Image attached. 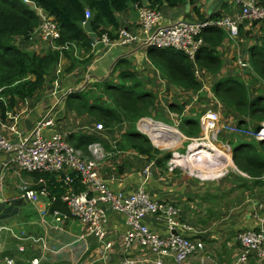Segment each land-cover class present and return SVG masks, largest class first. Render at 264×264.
Returning a JSON list of instances; mask_svg holds the SVG:
<instances>
[{
    "label": "crops",
    "instance_id": "1",
    "mask_svg": "<svg viewBox=\"0 0 264 264\" xmlns=\"http://www.w3.org/2000/svg\"><path fill=\"white\" fill-rule=\"evenodd\" d=\"M192 2H185L175 8L163 6L160 10L161 22L169 23L177 20L193 22L220 16L232 18L239 11L234 0H192ZM118 18L121 26L138 30V19L132 21L128 9L118 14ZM240 28L237 38L231 39L228 32H225L226 36L220 44L211 47L220 61L217 72L212 73L207 68L196 65L200 75L199 77L194 75L201 82L202 87L195 92L168 83L151 61L152 66L148 64V55L151 53L148 52L149 49H142L138 45L106 49L99 45L91 54L87 66H77L68 74L65 73L64 67L67 68L69 62L65 64L63 62L64 66L55 69L53 81L48 83L41 93L37 91L33 98L17 101L13 110L6 114V118L2 119L0 116V134L7 139H16L18 135L15 132L19 135L30 134L39 121L50 115L54 123L43 128L46 138L60 134L70 145L78 149H81L79 145L83 144V142L78 143L79 136H95L92 142H100L105 146L119 143V151L115 157L107 159L100 168L108 187L123 196H128L142 187L151 199L178 208L176 233L189 239H200L204 244V251L191 257L184 264H219L213 262V256H216V244L221 242L225 245L222 253L225 256V263L229 261V264H232L234 255L238 252L237 233L246 228L262 230L264 224V141L231 136L232 139H227L229 151L215 143L225 153L222 163L219 166H216V163L211 165L210 167L215 169L209 172L197 169L195 166L198 162L194 163L192 159V169L197 170L193 174L184 169L185 162L181 157L174 158V155L180 152L175 151L173 156L170 155L163 161L170 152L160 151L168 146H156L150 137L145 135L151 143V148L153 150L156 148L159 152L151 150L150 154H144L132 148L128 138L122 137L126 130L144 135L135 129L139 127L138 123L141 120H144V125L148 121L160 126L163 124L158 120L173 122L171 123L173 126H167L172 128L176 126L173 128L175 131L173 139L174 145L177 146L181 137L178 130H181L183 116L189 114L194 118L193 113L198 119L207 107L215 108L226 122L232 124L241 122L243 125L255 128L259 126L264 118L257 120L247 114L242 115L231 105L228 110L224 103L216 99L211 88L214 80L220 76H228L231 81L245 86L250 101L264 96V68L262 62L257 60L264 57H252L264 48L262 47L264 21L255 24L245 22ZM209 30L210 28L207 29ZM16 44L23 50L40 54L50 49L48 44L40 41L36 35ZM205 46L206 43L203 42L201 49ZM120 60L124 63L116 69ZM238 60L245 61L248 66L239 67ZM97 61H106L110 65L109 69L103 68L102 74H95ZM126 66L138 74V78L144 84L143 88L152 92L158 99L151 106L156 110L155 113L148 110L149 115H143L133 123L119 110V121L113 127L116 132H113L106 128L98 131L95 129L96 123L93 118L67 110L68 100L63 95L69 89L81 91L84 88L79 89L80 85L92 87L97 83L109 81L107 77L112 73L118 75ZM175 95L178 101L171 100ZM181 96L184 100L179 101ZM171 103L182 105L183 108L181 111L173 110L169 106ZM12 125L14 131L10 129ZM192 144L195 142L188 144L189 153ZM220 149H217V152ZM85 154H89L88 150ZM6 162L7 153L0 151V200L4 201L23 194L21 187L24 184L35 190L33 186L38 182L33 173L23 171L14 162H9L4 167L3 164ZM146 167L148 173L145 171ZM72 172L70 169H65L60 175ZM54 201L51 197L39 196L36 201L23 202L19 214L0 220V264H34L33 260H36L37 264H156V257L143 247L135 244L128 248L125 245L123 237L127 226L123 213L105 207L108 230L105 240L110 242L111 247L104 249L103 244L86 234L85 226L70 214L66 203H62L66 205L62 208L63 211L53 206ZM145 223L160 235L166 236L170 233L163 218L149 216ZM21 232H24L22 236ZM26 237L38 238L39 242H31ZM21 246L24 249L19 251ZM216 261L224 264L217 256ZM260 263L264 264V260ZM164 264L178 263L173 257H167Z\"/></svg>",
    "mask_w": 264,
    "mask_h": 264
},
{
    "label": "built area",
    "instance_id": "2",
    "mask_svg": "<svg viewBox=\"0 0 264 264\" xmlns=\"http://www.w3.org/2000/svg\"><path fill=\"white\" fill-rule=\"evenodd\" d=\"M21 1L26 5H32L41 18L38 37L47 43H54V39L58 37V29L54 17L47 14L42 7L31 0ZM234 1L239 7V11L232 18L220 16L193 22L177 20L169 23H162L160 10L151 7L149 3L143 1L140 5H136L139 12L138 30L120 25L114 31L113 37H110L108 33L112 31L111 28H107L108 32H102L99 35L91 31L88 27V20L91 14L87 9L85 20L81 22V27L91 38L90 50L85 57L94 53L99 45L106 49L125 45H138L142 49L175 50L193 59L203 45L202 33L204 30L213 27L221 28L228 32L229 38L235 39L239 36L240 25L245 22L259 23L264 21V5H260L258 0ZM237 64L241 68L248 66L242 60H238ZM194 74L199 77L198 75L200 74L197 68ZM80 86L78 88L83 89L86 85ZM72 91H74V88L69 89L63 97H66ZM53 123V118L50 115H46L43 120L37 123L30 134L19 135L18 132H15L18 135L16 139H7L0 134V151L7 153V162L3 164L4 167L9 162H14L25 172H52L58 174L59 178L67 183L72 182V175L62 174L60 176V173L64 172L65 169L73 171L85 189L75 192L72 187H69L60 196V200L66 203L70 214L85 226L86 234L93 236L99 243L103 244L104 249L111 247L110 242L105 240L108 233L105 207H108L125 215L127 226L123 237L125 245L128 248L135 244L143 247L156 257V264H164L167 257H173L178 264H184L203 250L204 244L202 240L189 239L174 233L178 226V208L151 199L142 187L128 196L115 193L108 187L103 180L98 164V160L108 153L102 152L98 142H92L87 147L89 154L93 156L91 159L89 154L87 155L83 150L74 148L60 134H54L50 138H46L43 134V128H47ZM198 124L200 134L196 137L188 138V142L199 144L210 155L216 154L217 149H220L215 145V142H212L219 135H233L264 141V121L260 123L258 128L249 125L242 126L238 123L232 124L222 119L220 113L213 107H207L203 110L199 115ZM138 126L141 133L148 135L144 120H141ZM10 129L14 131V125ZM95 129L100 131L104 130L105 127L98 122L95 124ZM188 146L186 152H188ZM223 157L220 151L212 161L206 159L204 163L207 162L209 168L207 170L209 172L213 171L215 167L211 168L210 166L217 162L221 164ZM200 160L205 159L202 156L194 158V162ZM182 164L184 163L182 162ZM220 164H216V166ZM145 171L148 173V167H146ZM188 171L191 172V169H188ZM38 184H41V187L35 190L24 184L21 187L22 195L29 201H36L39 196L49 197L44 180L39 179ZM51 200H55V198L53 197ZM149 216L165 219L170 233L163 236L150 229L145 223L146 218ZM23 234L24 232H21V236ZM26 239L31 242L39 241L38 238L33 237H26ZM236 241L238 252L234 255L232 264H249L251 260L255 261L256 264H261L260 262L264 260V232L261 229L246 228L241 230L237 233ZM23 249L22 246L19 247V251ZM33 263L37 264V261L33 260Z\"/></svg>",
    "mask_w": 264,
    "mask_h": 264
},
{
    "label": "trees",
    "instance_id": "3",
    "mask_svg": "<svg viewBox=\"0 0 264 264\" xmlns=\"http://www.w3.org/2000/svg\"><path fill=\"white\" fill-rule=\"evenodd\" d=\"M31 1L42 7L47 14L54 17L58 29V37L54 39V43L51 44V48L46 53L40 54L23 50L21 47L17 46L16 43L20 44V42H25L35 37V35L37 36L41 18L32 5H26L21 0H0V116L2 119L6 118V114L10 110H13L17 101L33 98L37 91L41 93V91L46 88V85L53 81V73L58 67L61 57L70 61L69 66L67 68L64 67V71L66 70L65 73L68 74L76 69L77 66L81 65L85 67L89 64L91 55L88 57H85V55L89 53L91 38L81 27V22L85 20V12L87 9L91 14L88 20V27L91 31L99 35L102 32H108L107 28H111L112 31L108 33L110 37H113L114 31L120 26L118 14L123 13L131 6L136 7V5H140L143 1H146L151 7L161 10L163 6L175 8L188 1L193 3L192 0ZM258 2L260 5H264V0H258ZM255 23L256 22L252 24ZM205 31H207V29L202 33V40L206 43V46L201 49L200 53L193 59L175 50L169 51L167 56H165V53L162 51L157 54L158 56L166 57V68H157L161 71V74L168 83L174 84L186 91L195 92L202 87L201 82L197 80L194 75L196 65L205 67L212 71V73L219 70V58L211 47L220 44L226 36L225 31L217 27L210 28L207 32ZM240 31L241 28H239V32ZM262 47H264V43ZM75 48H83L85 55L82 56V58L81 55L75 57L76 55L73 51ZM151 49L152 48H149L148 52H151ZM252 54L253 52H251V55ZM255 55L257 58L264 57V48H262L260 52L255 53ZM257 60L262 62V68H264V58H258ZM123 63V60H120L116 69ZM118 77L122 89L116 90V92H110L109 95H107V100L119 102L120 111H122L123 115H126L129 121L133 123L139 117L149 115L148 108L158 101L156 96L152 92L142 88V83L137 73L129 70L128 66L119 71ZM104 83L101 90L107 93L111 85L107 82ZM234 83H236V85L232 86ZM97 84L92 87L85 86L83 89L85 96L77 97V100L75 99L76 101H69L68 98L76 95L78 91L69 93L68 96L65 97L66 100H68L66 104L67 110L70 109L78 115L86 114L93 118L95 123H97V121L102 122L107 130L113 131V127L119 121V112L110 108H104L103 105H101L104 102L103 98H101V96H93V93L96 94V90H99ZM211 88L216 99L224 103L227 109L231 105L242 115L247 114L249 117L256 118L257 120L264 118V96H259L255 100L250 101L247 98V89L245 86L237 84V82L229 79H226L223 83L212 84ZM95 98L99 100L97 103ZM169 106L171 109L178 111H181L183 108L182 105L177 106L176 103H171ZM183 117L180 131L188 137L197 136L200 132L198 119L193 118V116L189 114ZM145 124L152 126L151 129L147 128L149 136L153 134L158 135L160 141H164L167 145L168 143L174 145L175 141L173 139V134L175 131L172 127L164 124L162 126L155 125L150 123V121ZM238 124L243 126L241 122H238ZM244 126L247 125L244 124ZM256 128H258V126ZM132 137H136L137 139H133ZM123 138H128V143H131L132 148L139 152L150 154L151 150H153L150 146V141L145 135H140L137 132L131 133L130 130H126L123 133ZM94 140L95 136H79L78 143L83 142V144L79 145V148L86 153L87 144ZM167 140L169 141L168 143ZM152 141L156 146H167H163L157 140ZM75 147L77 146L75 145ZM191 148L192 150L189 155H195L197 157L202 156L208 161H212L215 156L220 153L219 150L216 154L210 155L205 148L198 146L196 143L192 144ZM153 151H158V149L154 148ZM169 156L170 153L163 161L168 159ZM222 156L224 155L222 154ZM177 157H180L179 154L174 155V158ZM192 161L194 162V159ZM205 161L206 160L198 161L195 167L199 170L209 169L207 162L204 163ZM157 162L163 164L161 161ZM245 170L248 169L245 168ZM70 174L73 180L67 183L65 180L60 179L59 175L52 172L33 173L37 182L39 179L44 180L49 197L55 198L53 204L55 208L63 210L62 208L66 206L62 204L64 202L60 200V196L67 191L69 187H72L75 192L84 189V186L81 185L75 173L72 172ZM33 187L38 189L41 187V184H37ZM249 264H256V262L251 260Z\"/></svg>",
    "mask_w": 264,
    "mask_h": 264
},
{
    "label": "rangeland",
    "instance_id": "4",
    "mask_svg": "<svg viewBox=\"0 0 264 264\" xmlns=\"http://www.w3.org/2000/svg\"><path fill=\"white\" fill-rule=\"evenodd\" d=\"M128 11H129V14L131 15V20L133 21V20H137L138 19V16H139V12H138V10H137V8L135 7H133V6H131L129 9H128ZM36 37H38V35L36 36ZM38 39L40 40V41H43V40H41L40 39V37H38ZM43 42H45V43H47L46 41H43ZM48 44V43H47ZM48 46H49V48H50V45L48 44ZM116 48H118V47H116ZM73 51H74V54L76 55L75 57H78L79 55H81V57L82 56H84L85 55V53H84V49L83 48H75V49H73ZM160 51H162L163 53H165V56H167L168 54H169V51H171V49H164V50H159V49H156L155 50V48H152L151 49V53L148 55V59H149V61H148V64L149 65H151V62L156 66V67H158V68H161V69H165L166 68V57L165 56H158L157 54H159V52ZM253 58H255L256 56L254 55V56H252ZM64 59H66V58H64V57H61L60 58V60H59V63H58V67L59 66H64V64H65V62H69V64H70V61L68 60V59H66V60H64ZM151 61V62H150ZM63 62H64V64H63ZM95 65H96V70H95V74H102L103 72V68H105V69H109V64L106 62V61H97L96 63H95ZM152 66V65H151ZM129 67V66H128ZM130 69V68H129ZM132 71H134V70H132ZM138 75V74H137ZM226 77H228V76H220L219 78H217L215 81H214V83H223L226 79H229V77L228 78H226ZM106 79H108L109 81H105V82H107L109 85H111V87H109L108 88V91L109 92H107V93H105V92H103V90H101V88L104 86V84L105 83H99V84H97V87H99V90L97 91L96 90V94H94L93 93V96H101V98H103V100H104V102H103V104H101V105H103V107L104 108H110V109H112V110H115L116 112H118L119 110H120V108H119V102L117 103V102H114V101H111V100H107L108 98V96L107 95H109V93L110 92H116V90H120V89H122V85H121V82H120V79H119V77H118V75H116L115 73H112L109 77H107ZM230 80V79H229ZM144 84L142 83V88L144 87L143 86ZM234 85H236V83H234L232 86H234ZM128 89V88H127ZM76 90V89H75ZM74 90V91H75ZM167 90V89H166ZM134 92H135V90H134ZM87 95H89V94H87ZM84 97L85 96V93H84V91L83 90H81V91H78V93L76 94V95H74V96H71V97H69L68 98V100L69 101H74L75 99L77 100V97ZM158 97H160L159 95H158ZM176 95L175 96H173V97H171V100H176V101H178V99H176ZM75 100V101H76ZM181 100H184V97L183 96H181V99L179 100V101H181ZM95 101H96V103L99 101L97 98H95ZM148 110H151L153 113H155L156 112V110L155 109H152L151 107H149L148 108ZM223 111H221V113H222ZM63 115V113H61V115L60 116H62ZM192 115H193V113H192ZM171 119H172V117H170ZM194 118H197V116L196 115H194ZM155 121H157V120H155ZM158 122L160 123V124H166V125H171V126H173L171 123H173V122H163V121H159L158 120ZM137 123H138V121H137ZM176 127V126H175ZM175 127H173V128H175ZM137 131H139V129L138 128H135ZM177 129V128H176ZM178 130V129H177ZM179 131V133L181 134V137H180V141H179V143H178V145L177 146H175V145H173V144H166L164 141H160V139H159V137H158V135H152V136H150V139H152V140H157V141H159V143L160 144H162L163 146H165V145H167L168 147L167 148H164V149H162L160 152L161 153H163V152H170L171 154L173 153V152H180L181 153V155H182V159H184L185 157H183V156H185L186 154L188 155V152H186V149H187V146L186 145H188V144H183V142L185 141H188V138H192V137H188L187 135H185L184 133H181L180 132V130H178ZM113 132H116L114 129H113ZM143 134V133H142ZM199 134H200V132H199ZM144 135H146V136H148L147 134H144ZM75 136H77L78 137V135H75ZM231 136H233V135H219L217 138H215L214 140H212V142H215V143H218V144H220V147L222 148V149H228V151H229V142L227 141V139H232L231 138ZM118 137V136H117ZM184 137V138H183ZM194 137H196V136H194ZM234 137V136H233ZM123 138V137H122ZM148 138H149V136H148ZM116 140V139H115ZM118 140H119V137H118ZM222 140H224L223 142H222ZM221 141V142H220ZM119 142V141H118ZM190 142V141H189ZM99 144H100V148H101V150H102V152L103 153H108V154H104V157L103 158H101V159H99L98 160V164H99V167L101 168V165H102V163L103 162H105L107 159H109V158H114L115 157V155L118 153V151H119V143H117L116 145L114 144V145H112V146H105V145H102V143H100V142H98ZM109 147V148H108ZM158 148V147H157ZM185 149V150H184ZM222 149H220V151L222 152V154L224 155V157H223V159L225 158V153H224V151L222 150ZM170 154V155H171ZM89 158H93V156H92V154H89ZM205 160H206V158L205 157H203ZM184 161V160H183ZM185 162V165H184V169L185 170H190L191 169V172L194 174V173H196V171L197 170H195V169H192V162L190 163V162H188V161H184ZM195 163V162H194ZM146 169V168H145ZM27 203V202H26ZM229 235V234H228ZM39 242V241H38ZM217 243V242H216ZM238 245V244H237ZM224 242H221V243H217L216 244V247H217V249H216V256H217V258L219 259V260H221L224 264H229V261L227 262V263H225V256L222 254L223 253V249H224ZM202 251H204V250H202ZM204 253V252H203ZM202 253V254H203ZM216 256H213V262H217V263H219L220 264V262H218V261H216ZM211 259V258H210ZM231 262V261H230Z\"/></svg>",
    "mask_w": 264,
    "mask_h": 264
},
{
    "label": "water",
    "instance_id": "5",
    "mask_svg": "<svg viewBox=\"0 0 264 264\" xmlns=\"http://www.w3.org/2000/svg\"><path fill=\"white\" fill-rule=\"evenodd\" d=\"M184 144L185 145L189 144V142L186 141V142H184ZM23 202H25V203L28 202V199L25 196H23L22 194L18 195L15 198L5 199L4 201L0 200V220L9 219V218L19 214L20 210H21L20 206ZM262 231L264 232V224L262 226ZM174 233H176V232H174Z\"/></svg>",
    "mask_w": 264,
    "mask_h": 264
},
{
    "label": "bare ground",
    "instance_id": "6",
    "mask_svg": "<svg viewBox=\"0 0 264 264\" xmlns=\"http://www.w3.org/2000/svg\"><path fill=\"white\" fill-rule=\"evenodd\" d=\"M155 50H156V49H155ZM161 126H162V125H161ZM145 127L148 128V129H151L152 126H148V125L145 124ZM189 148H190V147H188V153H189ZM191 150H192V148H191ZM190 153H191V151H190ZM190 153H189V154H190ZM189 154H188V155H189ZM179 156L182 157L181 153H179ZM189 156H190L191 158H189V157L187 156V154H186L185 156H183V157H185V158L182 159V160H184V161L187 160V161L191 162V159H194L195 157H197V156H195V155H189ZM177 158H179V157H177ZM217 164H220V162H217Z\"/></svg>",
    "mask_w": 264,
    "mask_h": 264
},
{
    "label": "clouds",
    "instance_id": "7",
    "mask_svg": "<svg viewBox=\"0 0 264 264\" xmlns=\"http://www.w3.org/2000/svg\"><path fill=\"white\" fill-rule=\"evenodd\" d=\"M49 45H50V48H51V44L50 43H48ZM215 84V83H214ZM75 90V89H74ZM75 91H77V90H75ZM67 96V95H66ZM171 154V153H170ZM171 156H173L172 154H171Z\"/></svg>",
    "mask_w": 264,
    "mask_h": 264
}]
</instances>
